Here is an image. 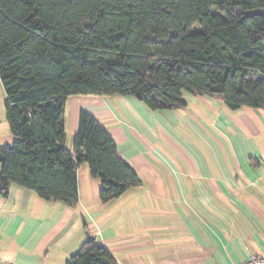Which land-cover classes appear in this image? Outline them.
Returning <instances> with one entry per match:
<instances>
[{"label":"trees","instance_id":"obj_1","mask_svg":"<svg viewBox=\"0 0 264 264\" xmlns=\"http://www.w3.org/2000/svg\"><path fill=\"white\" fill-rule=\"evenodd\" d=\"M264 0H0V82L14 141L0 147V196L15 185L78 204L86 164L107 203L142 185L95 117L64 147L71 96H130L151 111L184 93L264 115ZM66 264H117L94 239Z\"/></svg>","mask_w":264,"mask_h":264},{"label":"crops","instance_id":"obj_2","mask_svg":"<svg viewBox=\"0 0 264 264\" xmlns=\"http://www.w3.org/2000/svg\"><path fill=\"white\" fill-rule=\"evenodd\" d=\"M183 97L184 108L159 111L130 96L67 98L65 149L72 151L84 111L142 185L102 203L99 180L81 164L75 208L12 185L0 196V264H66L86 235L117 264H241L264 256L263 113ZM5 102L4 95L0 147L14 141Z\"/></svg>","mask_w":264,"mask_h":264},{"label":"water","instance_id":"obj_3","mask_svg":"<svg viewBox=\"0 0 264 264\" xmlns=\"http://www.w3.org/2000/svg\"><path fill=\"white\" fill-rule=\"evenodd\" d=\"M253 16H259V17H264V9H253L244 15V17H253ZM87 241L93 240V237L86 235Z\"/></svg>","mask_w":264,"mask_h":264},{"label":"built area","instance_id":"obj_4","mask_svg":"<svg viewBox=\"0 0 264 264\" xmlns=\"http://www.w3.org/2000/svg\"><path fill=\"white\" fill-rule=\"evenodd\" d=\"M241 264H264V256L250 255Z\"/></svg>","mask_w":264,"mask_h":264},{"label":"rangeland","instance_id":"obj_5","mask_svg":"<svg viewBox=\"0 0 264 264\" xmlns=\"http://www.w3.org/2000/svg\"><path fill=\"white\" fill-rule=\"evenodd\" d=\"M4 95H5V92H4V88H3V86H2V84H1V82H0V102H1V104H2V100L4 99ZM247 109H240L239 111L241 112V111H246ZM67 133H68V131H66ZM73 138H74V136L72 137V138H70L71 139V143L73 144ZM69 139V140H70ZM72 144H71V146H72Z\"/></svg>","mask_w":264,"mask_h":264}]
</instances>
